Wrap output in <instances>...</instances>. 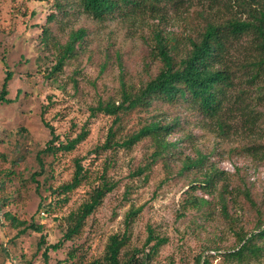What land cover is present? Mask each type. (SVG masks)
Instances as JSON below:
<instances>
[{
  "label": "rangeland",
  "instance_id": "obj_1",
  "mask_svg": "<svg viewBox=\"0 0 264 264\" xmlns=\"http://www.w3.org/2000/svg\"><path fill=\"white\" fill-rule=\"evenodd\" d=\"M163 12L166 19L160 26L176 34L180 53L187 45L185 35H195L201 22L192 8L175 12L166 7ZM158 21L149 13L96 21L79 0H0V86L5 73L11 72L8 97L13 99L0 102V264H43L40 236L47 244L60 240L69 213L87 199L102 175L112 190L76 235L49 249L46 264L101 259L109 236L124 231L127 212L136 208L121 259L132 248L140 250L138 256L148 251L154 242H146L150 226L165 241L147 264H197L200 254L207 256V264H264V253L242 259L228 255L238 248V228L248 236L264 221V159L245 150L251 144L264 146V116L255 133L241 131L240 120L233 118L223 134L213 120L187 105L153 101L148 110L126 115L118 135L152 119L172 123L166 140L174 145L163 156L152 159L148 136L129 148L105 143L112 116L96 107L117 102L121 81L137 88L158 71L161 62L151 38ZM78 29L84 36L75 55L61 69H53L57 46ZM244 79L245 75L238 79V87L247 89L246 105L263 112L264 80ZM82 131L86 135L72 149L43 150L52 137L58 146ZM197 150L206 155L207 164L224 170L223 180L235 188L227 199L228 218L221 213L217 191L191 188L198 168L180 169L184 157L195 156ZM76 161L86 177L73 190L57 193L58 186L70 181ZM245 190L255 205L245 199ZM189 198L206 203L193 205ZM31 220L41 231L18 233L23 228L20 222Z\"/></svg>",
  "mask_w": 264,
  "mask_h": 264
},
{
  "label": "trees",
  "instance_id": "obj_2",
  "mask_svg": "<svg viewBox=\"0 0 264 264\" xmlns=\"http://www.w3.org/2000/svg\"><path fill=\"white\" fill-rule=\"evenodd\" d=\"M82 10L96 21L103 22L115 16H131L137 13H149L159 21L152 28V49H155L161 65L158 71L148 77L139 87L121 81L119 99L106 101L97 105L96 109L112 116L111 124L106 135V145L113 147L119 144L129 148L142 137L148 136L153 143L152 159L164 155L174 143L166 140V136L173 130L174 125L169 122L150 120L144 122L137 130L119 136L123 127V119L135 110H148L153 101L167 103H181L198 114L213 120L216 128L223 134L227 133L233 118L240 120L241 131L255 133L257 122L263 112L254 110L246 105L244 95L246 87H238V79L245 75V82L256 83L264 80V0H79ZM171 7L173 11L193 9L201 25L196 27L195 35H185L187 45L178 53L177 36L167 32L160 26L166 19L163 9ZM195 27V26H194ZM47 30L43 29V36ZM84 32L78 29L69 34L67 41L57 46L58 57L53 69H61L65 61L76 53V44H80ZM242 40L246 45L241 46ZM237 53L236 56L234 53ZM241 72V75L237 74ZM11 72L7 71L0 86V102L10 103L8 97V81ZM49 126L48 124H46ZM50 128V126H49ZM50 133L52 131L50 128ZM86 131H82L75 138L58 146L52 144V137L47 141L44 151L57 149L69 150L80 142ZM245 150L259 159H264V146L251 144ZM206 155L199 150L195 156H185L181 162V170L198 168L199 176L193 179L191 188L201 187L204 192L217 191L221 213L228 218L227 199L232 198L235 188H229L225 179L226 172L214 163L207 164ZM73 175L69 182L56 188L57 193H66L79 186L86 177L85 170L76 161ZM205 166V167H204ZM203 168V170H202ZM100 182L94 186L87 197L76 210L68 215V223L60 240L46 243L40 236L38 247L43 246L41 256L46 264L49 249L60 247L64 239L76 235L87 216L92 214L101 204L105 195L112 190L109 179L102 175ZM222 180V183H218ZM197 185V186H196ZM245 199L251 204L255 202L248 190L242 191ZM63 200L66 199L65 195ZM193 205L206 203L203 198H189ZM138 209H130L125 216V229L119 234H112L108 238L105 251L101 259H95L87 264H147L151 254L165 241L164 238L153 233L148 227L146 242L154 241L148 251L138 256L140 250L132 251L123 259L120 257L121 248L128 240L127 228L137 214ZM11 221L16 222L14 216ZM23 224L18 233L27 229L41 231L39 224L33 220ZM257 231L248 232L238 228L235 231L238 248L228 253L238 259L247 255L258 256L264 253V221L256 225ZM207 256L196 257L197 264H207Z\"/></svg>",
  "mask_w": 264,
  "mask_h": 264
}]
</instances>
